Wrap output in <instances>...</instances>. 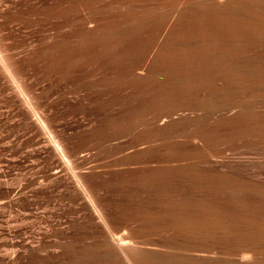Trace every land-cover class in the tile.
<instances>
[{
  "label": "rangeland",
  "instance_id": "rangeland-1",
  "mask_svg": "<svg viewBox=\"0 0 264 264\" xmlns=\"http://www.w3.org/2000/svg\"><path fill=\"white\" fill-rule=\"evenodd\" d=\"M168 168L206 205L183 232H264V0H0V264L100 229L73 175L140 232L138 190Z\"/></svg>",
  "mask_w": 264,
  "mask_h": 264
},
{
  "label": "bare ground",
  "instance_id": "bare-ground-1",
  "mask_svg": "<svg viewBox=\"0 0 264 264\" xmlns=\"http://www.w3.org/2000/svg\"><path fill=\"white\" fill-rule=\"evenodd\" d=\"M3 67L8 70L4 63ZM56 149L67 165L61 150ZM164 174V182L161 174L153 182H143L144 189L138 190L148 202V219L139 225L140 232H132L131 228L129 232H114L116 222L127 219L111 205L105 193H99L100 185L86 187L73 175L76 183L73 198L79 199L77 194L82 195L87 203L85 212L76 217V222L80 226L93 225L100 229L88 236L85 232L66 233L63 242L55 243L59 252L52 256L54 263L64 264L72 260L70 254L76 252L80 257L83 252L85 255L96 253L100 258L107 255L116 264H264V232H255V237L231 239H225L223 232H183L191 229L192 224H198L196 211L202 228L205 226L206 205L195 203V191L191 185L177 187L172 182L174 171L171 168ZM176 192L181 193V199ZM152 202L158 205H151ZM187 235L203 242L218 237L224 240L226 250L199 243L196 239L187 241ZM27 248L33 251L30 246Z\"/></svg>",
  "mask_w": 264,
  "mask_h": 264
}]
</instances>
